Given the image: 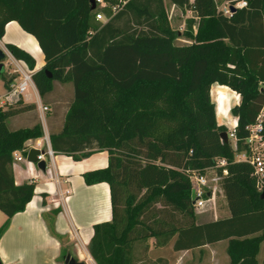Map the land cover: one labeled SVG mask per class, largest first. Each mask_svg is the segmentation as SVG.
Returning a JSON list of instances; mask_svg holds the SVG:
<instances>
[{"label": "trees", "instance_id": "1", "mask_svg": "<svg viewBox=\"0 0 264 264\" xmlns=\"http://www.w3.org/2000/svg\"><path fill=\"white\" fill-rule=\"evenodd\" d=\"M166 1L195 14L186 20L190 43L174 42ZM227 1L233 6L240 0ZM244 1L245 7L224 15L216 0H128L113 16L104 9L110 18L102 23L90 0H0V39L16 21L41 50L44 65L32 75L39 95L53 81L73 84L62 128L49 135L51 149L76 161L108 154L106 167L82 174L86 185L104 182L110 189L112 218L93 226L88 244L96 264H132L134 243L150 237L157 246L173 239L174 251L226 241L230 264H257L264 199L252 166L236 155L246 150L247 127L257 123L264 105V0ZM6 46L34 68L29 52ZM214 85L239 95L230 108L235 146L220 137L228 130L216 120ZM34 109L20 95L0 104V211L6 217L0 237L35 189L34 181L15 183L13 152L44 135L40 123L11 131L6 120ZM262 127L264 136V120ZM221 159L225 164L218 166ZM211 168L229 216L197 222L189 175ZM158 202L189 221L161 228L165 222L155 220L160 227H151L144 216ZM49 231L54 234L50 224Z\"/></svg>", "mask_w": 264, "mask_h": 264}, {"label": "crops", "instance_id": "2", "mask_svg": "<svg viewBox=\"0 0 264 264\" xmlns=\"http://www.w3.org/2000/svg\"><path fill=\"white\" fill-rule=\"evenodd\" d=\"M227 5H230L228 1ZM194 16L195 14L191 17ZM8 26H14L16 29L21 28L16 21L7 23L2 38H6ZM25 36L32 40L33 50L42 55L34 37L30 34ZM2 38L3 43L15 45L33 56L32 52L19 43L7 39L4 42ZM43 65L44 59L34 72L41 69L40 67ZM58 84L55 89L56 85L53 81L51 89L43 96H40L36 89V102L31 101L29 95L26 94L29 89L22 94L23 104H34L35 109L7 119V128L13 131L40 123L44 135H48V137L50 134L59 132L66 111L73 99V87L66 83L59 82ZM16 98V94L12 97L7 95L1 101L11 103ZM39 105L46 106L47 110L42 111L38 108ZM26 116L28 118L27 124L19 126L21 120L23 121ZM10 120L18 121L14 124L15 126H9ZM32 143L33 140L26 142V144ZM52 160L53 166L50 172L41 171L35 164L26 159L14 162L12 165L15 183L34 181L35 189L34 195L26 204L25 209L10 218L0 237V260L2 264H64V259H62L64 250L65 255L69 254L77 261L96 264L89 254L88 244L93 234V226L108 222L112 218L110 189L108 184L104 182L86 185L82 174L89 170L106 167L108 154L106 151H97L76 161L69 155L54 153ZM224 205L225 208L221 210L222 215L218 217V210L216 209L215 217L210 220L229 216L225 201ZM49 224L52 226L54 234L49 231ZM220 242L226 241H219L192 250H201ZM263 253L264 242L261 244L258 253V255L260 254V264H262ZM212 257L214 258V254Z\"/></svg>", "mask_w": 264, "mask_h": 264}, {"label": "rangeland", "instance_id": "3", "mask_svg": "<svg viewBox=\"0 0 264 264\" xmlns=\"http://www.w3.org/2000/svg\"><path fill=\"white\" fill-rule=\"evenodd\" d=\"M217 6L219 10H222L225 5H227V0H216ZM166 5V13L167 18L170 24V28L175 34L174 42L178 45H185L191 42L184 33L186 31V20L191 17L192 14L188 10L179 9L167 1ZM106 14V12H104ZM25 35H28L21 28H17L14 26H8L6 30V38H2L4 42L10 40L11 42H17L20 45L24 46L33 54V58L35 60V66L33 69H29L28 66L21 60L18 62L29 72H34L37 67L40 66L43 58L40 52H36L33 50V42L30 38H27ZM7 39V40H6ZM3 68L0 72V101L5 99V96L12 97L15 94L13 90L6 86V81L13 76L11 72V68L8 67L7 62L8 58H5L3 61ZM42 68V67H40ZM58 81H55V89L58 87ZM67 85H72L70 83H66ZM54 89V92H55ZM213 90V95H212ZM221 90L226 95V100L221 111L226 112L230 111V108L239 102V95L228 89L227 87H219L214 85L211 87L210 97L211 101L215 105V113H217V104H216V92ZM26 94L29 95L31 101L36 102L35 93L29 89ZM42 99V97H41ZM220 111V112H221ZM235 118L229 112V115L226 119L222 117H218L216 114V120L219 125L226 126L229 131L232 127V122ZM27 116L24 120H21V125L25 126L27 124ZM18 120H10L9 126H15L14 124ZM20 122V121H19ZM231 123V124H230ZM26 163V162H25ZM205 177L208 180V186L204 188L205 192H213L215 193V211L218 210V217L222 215L221 210L225 208L224 201L225 198L222 194V190L220 188L219 178L216 175L214 169H207L204 172ZM201 215V216H200ZM197 215L195 214L197 222H202L206 220H210L214 218V213L212 209H209L204 214ZM5 215L0 211V225L3 223ZM145 222L151 227H160L154 223L155 220H159L161 223L165 222V225L161 226V228H167L169 224H173L176 226L182 225L189 221V219L184 218L183 214L174 210L169 205H163L162 202H158L154 204L151 209L144 216ZM173 240V239H172ZM172 240H170L167 244L157 246L154 237H150L147 240H138L134 243L133 246V263L132 264H230L229 256L226 252V242L219 244H215L209 246L207 248H203L201 250H192L187 252H175L172 249ZM225 247V251H224ZM226 252V253H225ZM214 254V258L212 257ZM260 255V254H259ZM258 255L257 259L260 264V256ZM94 264V263H91Z\"/></svg>", "mask_w": 264, "mask_h": 264}, {"label": "built area", "instance_id": "4", "mask_svg": "<svg viewBox=\"0 0 264 264\" xmlns=\"http://www.w3.org/2000/svg\"><path fill=\"white\" fill-rule=\"evenodd\" d=\"M128 0H116L115 3L111 4L110 0H94L95 3V19L105 23L110 16H113L117 11ZM231 5H226L222 9L224 15H229ZM246 6V1L240 0L233 5L235 8H243ZM104 9H108L110 16L104 13ZM0 49L4 54V59L8 58L7 65L11 68L12 74L15 76L13 82L10 85V89L15 92L17 96H21L28 89H32L37 98L36 86L33 82L32 75L34 72H29L18 62L11 51L8 49L5 43L0 39ZM3 59V60H4ZM2 60V61H3ZM4 64V63H3ZM38 100V99H37ZM0 104H3L0 101ZM38 104H41L38 102ZM39 109L46 111L47 107L39 105ZM264 120V105L257 117V123L247 127L249 134L245 140L246 150L238 153L236 155L237 161H243L250 164L253 168V175L256 180V187L261 192L264 188V136L262 134V121ZM237 125L236 119L232 124V127L227 133L228 138L231 140L232 145L235 146L236 137H235V127ZM27 147L23 150H16L13 152V163L20 162L27 158V154L31 148L38 149L43 151L36 156L37 161L43 160L45 162V170L50 172L51 167L53 166V154L54 151L51 149L48 135H43L42 138L33 140L32 144H26ZM25 152V154H24ZM27 160V159H26ZM31 163V162H30ZM34 164V163H33ZM225 164V160L221 159L218 161V166ZM36 165V164H35ZM212 169V168H211ZM225 173V171H224ZM191 187L194 193V197L191 198L192 205L196 214H202L212 209L215 217V193L205 192L204 188L208 186V180L203 173L198 171H191L190 175Z\"/></svg>", "mask_w": 264, "mask_h": 264}, {"label": "water", "instance_id": "5", "mask_svg": "<svg viewBox=\"0 0 264 264\" xmlns=\"http://www.w3.org/2000/svg\"><path fill=\"white\" fill-rule=\"evenodd\" d=\"M90 3H91V10H94V8H95L94 0H90ZM230 10L231 11L235 10V7L230 6ZM3 59H4V54L0 49V72H1V69L3 68V65H4L2 62ZM46 73H47L48 77H51L49 72L46 71ZM220 137H221L223 142L228 141L227 132H221ZM41 152H43V151H40V150L35 149V148H31L27 154L26 159L28 162L36 164L38 169H40L41 171H44L45 170V162L43 160L37 161V159H36V156ZM193 197H194V193L192 191L191 192V198H193ZM260 198L264 199V188L260 193ZM64 264H86V263L82 262V261H77L73 257H71L69 254H66L65 258H64Z\"/></svg>", "mask_w": 264, "mask_h": 264}, {"label": "bare ground", "instance_id": "6", "mask_svg": "<svg viewBox=\"0 0 264 264\" xmlns=\"http://www.w3.org/2000/svg\"><path fill=\"white\" fill-rule=\"evenodd\" d=\"M219 87H224V86H219ZM212 95H213V90H212ZM215 96H216L215 101L217 104V109H216L217 113L216 114L218 115V117H222L223 119H226L228 117L230 111L223 112V111H221V109L223 108L225 100L227 97H226L225 93H223L221 90H218L216 92ZM234 120H233L232 124L234 123Z\"/></svg>", "mask_w": 264, "mask_h": 264}]
</instances>
